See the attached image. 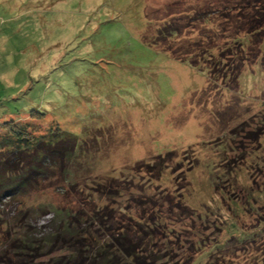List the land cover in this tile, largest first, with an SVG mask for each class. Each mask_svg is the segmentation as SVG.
<instances>
[{"label": "rangeland", "instance_id": "1", "mask_svg": "<svg viewBox=\"0 0 264 264\" xmlns=\"http://www.w3.org/2000/svg\"><path fill=\"white\" fill-rule=\"evenodd\" d=\"M209 1L0 0V132L13 120L29 123L46 140L48 130L59 127L81 141L80 152L65 162L66 179L55 183L61 175L55 168L56 178L1 200L4 230L25 223L40 236L55 224L58 207L78 206L73 189L85 196L95 182L124 178L134 186L113 198V220L123 225L131 215L130 223L138 218L142 224L151 213L161 216L146 246L158 261L249 258L241 250L233 254L240 244L225 227L252 228L254 221L247 212L234 217L216 184L233 186L237 195L241 184L264 189V46L250 39L256 60L226 89L207 84L203 71L146 40L165 19L206 9ZM34 112L45 115L30 118ZM258 127L252 143L247 133ZM169 151L159 172L138 170ZM254 195V206L264 203L260 192ZM84 198L105 204L96 195ZM213 241L234 248L218 251Z\"/></svg>", "mask_w": 264, "mask_h": 264}, {"label": "trees", "instance_id": "2", "mask_svg": "<svg viewBox=\"0 0 264 264\" xmlns=\"http://www.w3.org/2000/svg\"><path fill=\"white\" fill-rule=\"evenodd\" d=\"M206 5L209 6L206 9L196 6L189 13H175L156 27L155 38L146 40L170 52L174 58L187 61L190 66L203 71L207 84L233 89L245 65L256 60L257 52L253 53L255 50L251 47L250 39L256 36L259 39L257 43L264 46V0H210ZM190 33H195L196 37H188ZM184 42L185 45H181ZM182 47L187 48L182 50ZM261 47L257 46L258 49ZM261 63L264 65V60ZM44 115L34 112L30 118H42ZM2 124L0 203L3 199L19 198L40 181L56 178L55 168L61 175L64 174L55 183L66 179L69 170L65 162L79 149V136L57 127L48 130L49 139H53L50 141L30 131L27 122L11 120ZM259 129L247 133L253 137L252 143L257 140ZM171 153L157 155L152 163L138 164V170H145L151 175L159 172L161 165L164 168L168 165ZM217 185V192L227 210L236 218L239 213L247 212L254 223L251 224L252 228L244 229L242 225L236 227V223L226 222L225 228L228 232H234L231 239L240 244L239 247H225L224 241H213L211 246L225 252L230 247L234 248L233 254L244 251L249 258L241 261V264H264V203L254 206L252 200L255 192L258 197L259 192L264 196V189L258 188V191L250 183L241 184V194L237 195L233 186L231 189L224 184L222 188ZM132 186L124 178H105L93 183L85 196H82V191L73 189L78 206L63 204L58 207L54 211L55 224H49L48 231L40 236L35 235L25 223H16L5 230L0 224V264H166L158 261L153 251L147 253L146 249L152 227L159 225L161 216L151 213L147 216L148 223L142 224L138 218L134 219L136 224L130 223L131 215L126 218L122 216L125 218L121 221L123 225L113 220L110 208L113 198L123 193L131 194ZM93 195L104 200L105 204L96 207L93 203L96 197L84 198ZM135 200L141 201V198ZM178 206L183 210L188 208L185 204ZM225 255L222 254V261L217 264H240L224 260ZM170 264L181 263L172 261Z\"/></svg>", "mask_w": 264, "mask_h": 264}]
</instances>
